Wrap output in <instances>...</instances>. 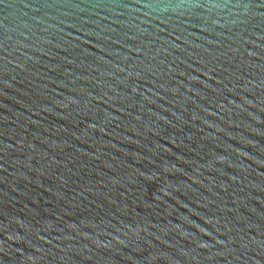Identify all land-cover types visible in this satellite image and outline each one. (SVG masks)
<instances>
[{
  "label": "water",
  "instance_id": "95a60500",
  "mask_svg": "<svg viewBox=\"0 0 264 264\" xmlns=\"http://www.w3.org/2000/svg\"><path fill=\"white\" fill-rule=\"evenodd\" d=\"M0 264H264V0H0Z\"/></svg>",
  "mask_w": 264,
  "mask_h": 264
}]
</instances>
